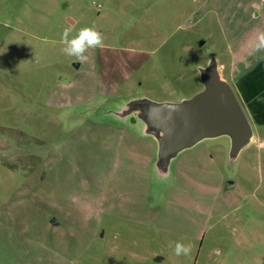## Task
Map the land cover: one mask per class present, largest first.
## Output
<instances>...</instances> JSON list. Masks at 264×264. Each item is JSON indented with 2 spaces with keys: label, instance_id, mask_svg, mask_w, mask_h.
Here are the masks:
<instances>
[{
  "label": "rangeland",
  "instance_id": "obj_1",
  "mask_svg": "<svg viewBox=\"0 0 264 264\" xmlns=\"http://www.w3.org/2000/svg\"><path fill=\"white\" fill-rule=\"evenodd\" d=\"M86 26L104 47L80 62L61 36ZM262 34L260 0H0V264H264V125L236 155L226 136L197 143L159 179L131 119L138 99L201 92L214 59L225 75L232 51L255 59Z\"/></svg>",
  "mask_w": 264,
  "mask_h": 264
},
{
  "label": "water",
  "instance_id": "obj_2",
  "mask_svg": "<svg viewBox=\"0 0 264 264\" xmlns=\"http://www.w3.org/2000/svg\"><path fill=\"white\" fill-rule=\"evenodd\" d=\"M264 3V0H261ZM202 45V43H201ZM201 92L179 103H153L145 99L133 101L140 106L139 118L146 124V133L157 142L156 175L169 176L170 162L182 151L197 143L220 136L229 137L231 154H238L253 137L251 123L232 86L223 80L216 60L200 70ZM117 112L121 119H130V110ZM230 184V183H229ZM51 224L57 226L53 219ZM156 262L162 261L157 257Z\"/></svg>",
  "mask_w": 264,
  "mask_h": 264
},
{
  "label": "crops",
  "instance_id": "obj_3",
  "mask_svg": "<svg viewBox=\"0 0 264 264\" xmlns=\"http://www.w3.org/2000/svg\"><path fill=\"white\" fill-rule=\"evenodd\" d=\"M256 53V58L252 59L250 50L248 52L244 49L232 51L227 75H225L227 68L222 64H219L221 67L219 73L221 78L234 89L250 123L264 125V48H257ZM155 148L156 156L157 144H155ZM170 172L169 165V176Z\"/></svg>",
  "mask_w": 264,
  "mask_h": 264
},
{
  "label": "clouds",
  "instance_id": "obj_4",
  "mask_svg": "<svg viewBox=\"0 0 264 264\" xmlns=\"http://www.w3.org/2000/svg\"><path fill=\"white\" fill-rule=\"evenodd\" d=\"M71 28H66L61 36V43L63 44L62 52L69 57H75L77 61L83 62L87 60L86 53L89 49H98L104 47V37L95 26H86L71 36ZM258 48H264V34L259 37ZM174 253L177 256H188L191 253V245H185L176 242L174 246Z\"/></svg>",
  "mask_w": 264,
  "mask_h": 264
}]
</instances>
